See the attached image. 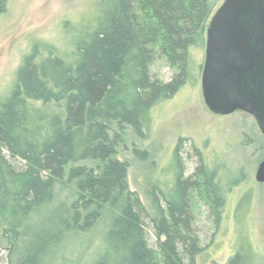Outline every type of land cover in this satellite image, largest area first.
<instances>
[{"label":"trees","instance_id":"1","mask_svg":"<svg viewBox=\"0 0 264 264\" xmlns=\"http://www.w3.org/2000/svg\"><path fill=\"white\" fill-rule=\"evenodd\" d=\"M8 1L0 0V15ZM97 2L96 25L78 32L72 50L39 62L38 52L27 57L0 101V233L10 246L0 264H39L66 232L90 230L107 207L115 216L96 264H157L150 236L163 264H197L203 250L190 192L203 190L219 225L224 198L216 175L202 165L185 178L176 155L172 185L155 181L144 202L130 191L129 166L116 155L124 131L149 128L153 109L189 81L209 0ZM161 59L179 70L168 83L152 76ZM65 179L78 200L39 221ZM252 262L239 250L227 264Z\"/></svg>","mask_w":264,"mask_h":264},{"label":"rangeland","instance_id":"2","mask_svg":"<svg viewBox=\"0 0 264 264\" xmlns=\"http://www.w3.org/2000/svg\"><path fill=\"white\" fill-rule=\"evenodd\" d=\"M225 1L209 0L211 16L191 49V77L187 84L153 109L149 128L142 133L132 128L124 131L116 157L128 164L129 189L139 193L144 202L155 181L172 185L171 166L176 155L185 178L195 176L204 165L216 175L224 207L217 225L203 190L190 192L194 227L203 250L197 264H227L239 250L253 259V264H264V184L256 181L258 168L264 162V134L247 113H211L201 86L207 28ZM98 6L97 0H9L6 12L0 15V101L10 96L27 57L38 52L39 62L49 57V52L57 56L71 51L78 32L96 25ZM151 72L154 79L168 83L179 70L161 59ZM138 152L148 158L143 160ZM86 165L97 168L99 163ZM196 179L202 181L200 177ZM55 194L54 202L39 221L46 220L51 211L70 208L78 200L75 185L67 179L56 184ZM114 216V209L107 207L90 230L66 232L39 264H96ZM149 243L157 264H163L156 238L150 236ZM9 250L0 233V261H7Z\"/></svg>","mask_w":264,"mask_h":264},{"label":"water","instance_id":"3","mask_svg":"<svg viewBox=\"0 0 264 264\" xmlns=\"http://www.w3.org/2000/svg\"><path fill=\"white\" fill-rule=\"evenodd\" d=\"M206 36L201 86L208 110L247 113L264 134V0H226ZM256 181L264 184V162Z\"/></svg>","mask_w":264,"mask_h":264}]
</instances>
